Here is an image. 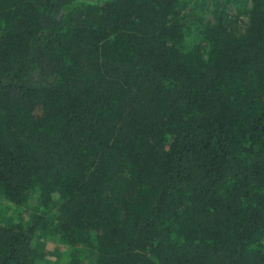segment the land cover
I'll use <instances>...</instances> for the list:
<instances>
[{
    "label": "trees",
    "instance_id": "16d2710c",
    "mask_svg": "<svg viewBox=\"0 0 264 264\" xmlns=\"http://www.w3.org/2000/svg\"><path fill=\"white\" fill-rule=\"evenodd\" d=\"M201 3L0 0V264H264V0Z\"/></svg>",
    "mask_w": 264,
    "mask_h": 264
},
{
    "label": "rangeland",
    "instance_id": "374dc122",
    "mask_svg": "<svg viewBox=\"0 0 264 264\" xmlns=\"http://www.w3.org/2000/svg\"><path fill=\"white\" fill-rule=\"evenodd\" d=\"M81 1V0H78ZM83 1H103V0H83ZM215 0H202V3L199 7V11H201V17L204 24L215 25L216 16H214L215 6L213 5ZM194 7V4H190ZM248 5L246 7H242L240 10L236 8H228L224 11L223 19L224 24L228 31L235 36H239L243 34L246 29L247 24V10ZM220 9H217V11ZM194 37V36H193ZM193 40L199 41L198 38L194 37ZM205 47V46H204ZM29 212L26 208L18 210L14 205L0 200V223L6 222H26L28 221ZM32 246L36 248L38 252V260L36 264H55L62 253L66 252V247L58 244L55 241H52L51 238L48 239H33Z\"/></svg>",
    "mask_w": 264,
    "mask_h": 264
}]
</instances>
